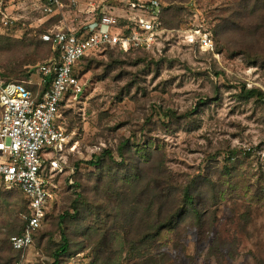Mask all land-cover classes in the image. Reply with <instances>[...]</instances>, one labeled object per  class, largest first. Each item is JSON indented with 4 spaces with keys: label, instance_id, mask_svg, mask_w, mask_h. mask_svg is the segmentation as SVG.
<instances>
[{
    "label": "rangeland",
    "instance_id": "rangeland-1",
    "mask_svg": "<svg viewBox=\"0 0 264 264\" xmlns=\"http://www.w3.org/2000/svg\"><path fill=\"white\" fill-rule=\"evenodd\" d=\"M78 1L80 11H72L69 19L76 27L91 16L90 4L114 7L113 12L125 15L120 0ZM160 1L173 8L183 3L193 18L172 19L167 28L171 34L155 56L108 53L80 66L84 94L63 109L69 137L66 169L50 176L46 155L44 173L57 186L56 200L20 264L53 263L62 234L70 241L65 264H93L97 255L88 230L115 225L131 212L128 205L136 207L135 194L141 190L147 191L140 208L146 221L144 227L136 221L131 234L135 239L138 233L155 232L152 196L161 195V182L168 183L169 175L160 173L162 165L174 184L191 185L205 211L204 224L200 227L187 208L176 229L164 231L154 251L145 255L155 260L142 262L134 248H126L120 264H264V96L262 102L245 96L251 89L264 93V0ZM14 6V16L25 26H0V80L30 82L26 71L46 64L49 48H40L39 58L32 59L25 53L35 54L34 48L17 44L41 39L42 31L55 24L43 17L40 0H18ZM197 24L211 35L218 30L216 55L184 41L183 35ZM5 44L13 45L12 55L18 51L22 57L19 66L13 65L20 71L13 76L4 68L10 57L3 52ZM32 78L36 82L38 73ZM126 141L122 162L119 148ZM71 146L75 151H69ZM105 151L113 160L101 157ZM96 156L100 164L90 165L99 160ZM122 191L133 194L126 200L119 195ZM0 192L7 198L13 194L18 211L0 212V242L9 243L16 233L9 232L5 219L16 225L25 202L1 180ZM74 205L79 215L72 218ZM66 213L71 217L62 222Z\"/></svg>",
    "mask_w": 264,
    "mask_h": 264
},
{
    "label": "built area",
    "instance_id": "built-area-1",
    "mask_svg": "<svg viewBox=\"0 0 264 264\" xmlns=\"http://www.w3.org/2000/svg\"><path fill=\"white\" fill-rule=\"evenodd\" d=\"M17 1L0 0L1 26L11 30L25 26L14 16ZM40 3L41 13L48 21L62 16L52 29L40 35L42 41L52 45L57 56L39 66L36 82L32 78L30 84L38 87L37 93L24 84L0 80V177L8 189H20L30 202V214L22 217L26 223L24 232L10 239L13 249L23 254L33 247L34 236L43 229L56 200L57 186L44 173L46 155L50 157V176L66 169L69 137L57 119L64 105H74L84 94L82 78L76 74L83 59L107 49L123 54L161 51V44L171 34L161 23L164 4L160 0L122 1L119 6L125 15L113 12L114 7L97 8L90 4L87 9L91 16L78 27L69 23L72 11H80L78 0ZM121 18L126 21L124 25ZM183 39L216 55L212 35L200 24L193 25ZM50 81L48 90L43 92ZM69 151H75V147L71 146Z\"/></svg>",
    "mask_w": 264,
    "mask_h": 264
},
{
    "label": "trees",
    "instance_id": "trees-1",
    "mask_svg": "<svg viewBox=\"0 0 264 264\" xmlns=\"http://www.w3.org/2000/svg\"><path fill=\"white\" fill-rule=\"evenodd\" d=\"M122 1H125V0H120L119 3H122ZM189 1L191 0H188L187 2ZM184 6L185 5H183V3L181 4V6L179 5V7H176V8L165 7L164 5L161 9L162 26L166 29L170 28L172 19L179 20V21L181 20L183 22H188L192 20L193 18L192 14H190V11H188V9H186ZM170 11H172V13H170ZM100 15H101V9L98 11V16ZM61 19H62V16H58L50 20L49 23L56 24ZM120 21H121V25H124L126 23V21L122 18ZM261 28L264 29V24L261 26ZM48 31H42L41 34L48 32ZM217 31L218 30L215 29L214 34H212V38L215 43V51L218 50V46L216 44L217 43V33H218ZM5 45L7 47H5L6 50H4L3 52H6V54L10 57L5 59L4 63L6 64L4 65L5 66L4 68L8 69V74L13 76L15 74H18V72H20L16 70L13 67V65L17 63L19 66L21 64L22 57L16 55L18 51H16V53L12 55L9 49L13 45L11 44H5ZM17 45L18 46L21 45L27 50L30 48L32 49L34 48L35 54L28 55L25 53L26 58H30V57L32 59L39 58L40 48H43L46 46L49 48V53L47 56L50 57V59L46 63H49L53 57L57 56V52L53 50L52 45L50 43H46L42 41L41 39L37 41H35V39H32L31 42L26 41L24 43H18ZM0 49H2V47H0ZM108 53H111V54L117 53L123 56V53L121 52L107 49L102 54L92 55V56H89L83 59L80 66H82L86 61L100 58L103 55L108 54ZM138 53H142L143 55H154L155 56V54L151 51H141ZM208 55H212V54H208ZM38 72H39V67H32L31 69H28V71H26L27 73L26 77L28 78L31 77L32 79V77L34 76V73L36 74ZM76 74H78L80 77V67L77 69ZM30 82L9 81L7 83L24 84L29 90L33 91L34 93H37L38 87L36 85L30 84ZM50 84H51V81L48 83V85L44 86L43 92L45 90H48ZM245 96L246 98H256L258 101L262 102L264 93H262L259 89H251L245 92ZM63 109L64 108L61 109V113L57 119V122L61 124L62 126H64V128L66 129L65 113H63L64 112ZM0 114H1V108H0ZM128 144L129 142L126 141L119 148V157L122 159V162L124 161V155H125L124 150ZM103 156H107L108 158L113 160L112 154L109 151H105L104 155H102L101 157ZM101 157L100 158L97 157V159L99 160L96 161V163L94 161H91L89 164L90 165L100 164V161L102 160ZM159 167L161 168L160 170L161 174L164 173V174H169V175H168V183L166 181L161 182V186H160L162 187L161 195L157 194L155 196L153 194L152 196L154 197V202L153 201L151 202V210H150L151 219L150 220L154 224V227L156 229L155 232L154 231L153 232L144 231L142 234L138 233L137 235H135L136 236L135 239L131 234V232H133L131 229L134 227V223L136 221H138V223L140 224H143L142 227H144V223L146 221V218L140 217V215H143V213L145 212L144 210H141L140 208H142V204H144V198H145V194L147 191L141 190L139 193L135 194L136 207H132L131 205H128L130 206V208H132L131 212L128 214H124L121 219H116L114 222L115 225L108 227V229L96 228V229L88 230L87 236L90 239V245L94 247L95 253L97 255V258L94 259L95 262L93 264H120L122 260H118V258H121V256H123L126 248L127 249L134 248L133 251H136L138 253L137 257L140 258L142 262H144L145 260H155V258H148V257H145V255L151 254L154 251V246L164 231L176 229L177 219L183 216L187 208H190L192 212L195 214L196 219L198 221V225L200 227L202 223L204 224L203 218L205 217L204 215L205 211H202L201 205H199V202H197L196 197L192 194L191 185L181 184V183L174 184L172 182V176L168 172V169L164 167V165L159 166ZM140 177L142 176L137 175V178H140ZM0 180L3 186L6 188V190H9V193L17 191L19 192V194H21L25 202V211L22 213V215H29L30 214V208H29L30 202H29L28 197L18 188L8 189L4 179L0 177ZM142 182L140 184L136 183L135 186H133L132 190L139 189L142 185ZM166 186L167 188H169V192H166L167 191ZM5 194L0 192V212L1 211H6V212L9 211L10 213H12V211L18 212V211H15L16 203H15L13 194L10 195L9 198H7ZM132 194H133L132 191H130V193L129 192L125 193L123 191L119 192V195L124 197L126 200H128V198L131 197ZM80 198L81 196L79 195V199ZM163 198H166V200L163 201ZM78 202L79 200L76 201V204H78ZM75 205L73 207L74 215L72 216V218H74L75 215H79V209ZM22 217L19 216L18 223L16 225H13L11 223L12 221L9 218L5 219L6 226L8 227L9 232L16 233L14 236L21 235L25 230L26 223ZM66 217H71L70 213H66V215L61 219V221L63 222L66 219ZM39 235H40V231L37 232L34 236V244ZM11 237L9 238V243H8V240H5V242L4 241L0 242V264H20L21 262V257L23 253L13 249L11 242H10ZM61 240H62L61 243L56 245L57 247L52 255L54 262L51 264H65V261L63 259L70 252V241H69V238L65 234H62ZM6 251L9 254L6 255ZM157 262L158 261L156 260L155 264Z\"/></svg>",
    "mask_w": 264,
    "mask_h": 264
}]
</instances>
